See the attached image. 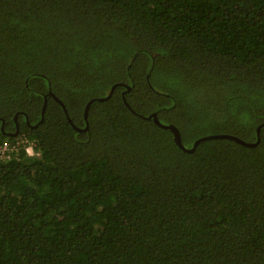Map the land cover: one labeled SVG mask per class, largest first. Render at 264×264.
Returning <instances> with one entry per match:
<instances>
[{
  "label": "trees",
  "instance_id": "1",
  "mask_svg": "<svg viewBox=\"0 0 264 264\" xmlns=\"http://www.w3.org/2000/svg\"><path fill=\"white\" fill-rule=\"evenodd\" d=\"M15 115L0 264H264V0H0Z\"/></svg>",
  "mask_w": 264,
  "mask_h": 264
},
{
  "label": "water",
  "instance_id": "2",
  "mask_svg": "<svg viewBox=\"0 0 264 264\" xmlns=\"http://www.w3.org/2000/svg\"><path fill=\"white\" fill-rule=\"evenodd\" d=\"M115 86H116V85H113V87H112L110 93H109L107 96H105V97H95V98L90 99V100L86 103V105H85V110H84V119H85V126H84V127L77 126V125L73 122V120L71 119V117L69 116V114H68V112H67V108H66L65 104L63 103V101H62L57 95H55V94H54L53 92H51V91L49 92V95H51V96H52V97H53V98H54L59 104H61V106L63 107L64 112H65V114H66V116H67V119H68V121L71 123V125H72L76 130H78V131H85V130H87V129L89 128L88 112H89V109H90L91 104H92L95 100H104V99H107V98L112 94V92L114 91ZM126 103H127V101H126ZM127 104H128V103H127ZM46 105H47V96H45V98H44V104H43V108H42V117H41V120H40L39 122H41V121L44 119V112H45V109H46ZM128 105H129V104H128ZM147 118H148V119L153 118L154 122H155L157 125H159V126H161V127H163V128H170V129H172V130L174 131V133H175V139H176L178 145H179L181 148H183L185 151H193V150L196 148V146L198 145L199 142H201V141H203V140H206V139H210V138H229V139L235 140V141H237V142H239V143H242V144H244V145H247V146H255V145H257V144L259 143V141H260V132H259L260 130L258 131V139H257V141H255V142L245 141V140L239 138V137L236 136V135L227 134V133L209 134V135H205V136H202V137L198 138V139L194 142L193 146H192L191 148H189V147H185V146L183 145V143H182V139H181L180 131H179V129H178L175 125H173V124H165V123H162V122L159 120L157 113H155V112L152 113V114H150V115H148ZM2 121L4 122V120H2ZM259 129H260V127H259ZM11 136H16V133H15V134H12Z\"/></svg>",
  "mask_w": 264,
  "mask_h": 264
},
{
  "label": "built area",
  "instance_id": "3",
  "mask_svg": "<svg viewBox=\"0 0 264 264\" xmlns=\"http://www.w3.org/2000/svg\"><path fill=\"white\" fill-rule=\"evenodd\" d=\"M23 152L27 156H39L40 149L36 139L29 138L21 133L15 136L13 142L5 140L0 144V161H8L12 158H19Z\"/></svg>",
  "mask_w": 264,
  "mask_h": 264
},
{
  "label": "flooded vegetation",
  "instance_id": "4",
  "mask_svg": "<svg viewBox=\"0 0 264 264\" xmlns=\"http://www.w3.org/2000/svg\"><path fill=\"white\" fill-rule=\"evenodd\" d=\"M25 123L30 127H37L38 123H30L28 118L25 119ZM25 126L22 123V121L19 120L18 115L14 116V124H9L6 127V121L1 122V130L5 135L11 136L12 134L16 133V136L21 134L22 129H24Z\"/></svg>",
  "mask_w": 264,
  "mask_h": 264
}]
</instances>
